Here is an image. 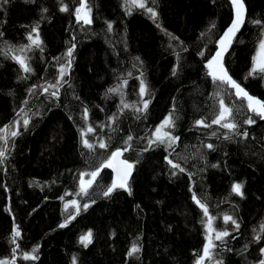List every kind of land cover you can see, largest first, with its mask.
Returning a JSON list of instances; mask_svg holds the SVG:
<instances>
[{
    "label": "trees",
    "instance_id": "1",
    "mask_svg": "<svg viewBox=\"0 0 264 264\" xmlns=\"http://www.w3.org/2000/svg\"><path fill=\"white\" fill-rule=\"evenodd\" d=\"M87 4L90 25L77 22L79 0L0 4V128L7 125L20 133L8 138L7 159L0 164V260L73 264L75 257L76 264H196L206 242V218L193 201L195 194L215 217L213 227L230 233L223 244L214 240V259L205 264H258L264 247V239L255 240L264 237V120L247 110V102L237 99L234 89L214 83L206 67L234 18L231 0H146L158 14L155 21L143 9L129 14L125 0ZM244 4L246 22L223 64L245 91L264 101V74L249 76L262 38V27L252 21L264 22V0ZM61 6L68 11L61 12ZM37 24L41 47L20 53ZM73 45L66 83L54 98L43 87L59 79ZM12 55H25L32 72L25 73ZM141 80L147 86L143 98ZM124 81L123 100L135 108L124 109L121 95L108 91ZM221 98L232 109L239 134L215 124H195H211ZM142 99L149 101L148 108L138 112ZM21 109L29 119L27 128L24 113L17 115ZM169 114L175 127L165 130L179 137L176 145L149 147L152 133ZM249 116L255 124L244 123ZM88 126L95 129L86 136L97 145L92 150L81 142V130ZM129 136L132 140L125 144ZM101 139L106 149L98 147ZM126 147L122 157L134 165L128 179L131 194L117 189L105 197L114 178L105 168L88 195H76L81 173L96 170L113 151ZM166 157L185 172L171 168ZM234 183L243 185V197L232 193ZM72 199L80 205L78 215L71 206L64 210ZM70 215L75 219L59 227ZM225 215L239 228L226 224ZM14 227L21 233L15 254ZM88 231L92 243L85 248L79 240ZM133 244L140 251L129 256ZM37 246L38 259H23Z\"/></svg>",
    "mask_w": 264,
    "mask_h": 264
},
{
    "label": "snow or ice",
    "instance_id": "2",
    "mask_svg": "<svg viewBox=\"0 0 264 264\" xmlns=\"http://www.w3.org/2000/svg\"><path fill=\"white\" fill-rule=\"evenodd\" d=\"M9 0H0V4H7ZM80 6L76 8L75 15L77 22H82L83 25H90L92 23L91 18V9L88 7L87 0H79ZM126 10L129 14H131V11L134 8H139L145 10L150 17L155 21L157 19V12L152 7H147L146 0H125ZM232 9L234 12V18L232 19L231 25L227 28V30L224 32L223 36L220 37L218 43V50L216 51V54L212 57L211 60H209L206 64V67L209 69L208 75L212 77V80L214 83L219 82L220 84L227 85L228 87L235 90V96L237 99H242L247 102V110L251 113H253L255 116H258L260 119L264 120V101L250 95L247 91H245L244 88L240 86L239 83H237L235 80L232 79L231 76L228 75V71L225 69L223 64V58L224 54L228 51V48L231 46L233 39L236 37L237 32L240 31L241 26L245 24V4L244 0H231ZM46 11V9H45ZM61 12L68 11L67 6H61L60 8ZM252 23L259 25L262 27L261 32V39L258 43V48L256 51V55L253 56L252 61V68L249 72V76L254 75L255 73L259 72L264 74V22L255 20L252 21ZM159 26V25H158ZM214 27V25H213ZM39 25L37 24L33 29L32 33H36L35 37H33L32 33H29L27 36V39L29 40V44L26 46H22L18 51L20 53H25L26 51H31L33 47L40 48L42 41L40 40L39 33H38ZM112 25L111 23L108 24V30L111 31ZM2 35V33H0ZM174 38V37H173ZM73 47H70L68 51L66 52V56L69 58L67 65H61L59 69V79H57L55 84H49L43 87V92L50 94L52 97L56 98L59 95V87L61 86L62 82L66 83V81H63V78L68 74V69L71 67V57L73 54ZM12 49L9 48V52H11ZM7 54V53H6ZM203 55V53H201ZM11 59H13L16 63L19 64L20 68L25 73H31L32 68L28 64L27 60L28 58L25 55H12ZM173 74L175 75V69L173 70ZM131 75V74H129ZM127 81H124L121 85H118L115 88H110L108 91L113 94H120L121 104L124 109L128 108H135V105H130L128 103H125L123 100V92L121 91V88L124 84H126ZM52 89V91H50ZM35 86L33 88L29 89L30 94H34ZM147 93V86L143 80H141L140 83V91L139 95L141 98L145 96ZM27 103V101H25ZM143 108H136V111L138 112H144L148 108L149 101L143 100ZM24 113V109H21L20 113L17 115H21ZM88 113L87 109H85L84 112V119L87 121ZM111 119V118H110ZM245 124L252 125L255 124L256 121L253 119V117L249 116L247 119L244 120ZM195 124L197 126H203L206 128L211 127L212 124L219 125L222 128L228 129L229 132L237 133L238 124L235 122H232V109L226 106L223 98L219 100V111L218 114L215 116V118L211 121V124L206 123L204 120H197L195 121ZM29 125V119L27 118L26 113H24L23 118V126L27 128ZM175 127V121L172 114H169L164 118V120L158 125L155 129V131L152 133V138L149 139V147H151L153 144L157 145H166V148H173L174 145H176L177 141L179 140V137L173 136L169 131H166L165 129H172ZM95 129L91 126H88L86 129L81 130V142L83 146L89 150H92L97 145H94L89 142V140L86 138L88 133L94 132ZM20 133L18 131L9 130V126H4L3 128H0V141L3 142V147H0V164H3L5 160L7 159L6 152L8 150V138L12 137L15 138ZM216 133L213 132V135ZM243 136L247 137L248 132L245 131L243 133ZM225 139H231L230 136H225ZM132 140V137L129 136L128 139L125 141V144H128L129 141ZM98 147L100 149H106L108 147V144L105 143L103 139L99 140ZM208 149H214V146L212 144L206 145ZM147 150V149H146ZM128 151V148L116 149L111 153V155L98 167L96 170L90 172V173H81L80 174V184H79V192L76 193L77 196H84L88 195V189L92 187L93 183L96 181V178L100 175V172L102 169L110 168L115 173V176L111 182V184L108 186L107 190L104 191L103 195L105 197L112 194L113 191L117 189H124L125 191H128L129 194H131V189L128 184V179L131 176L132 169L134 165L130 163L127 159H121L123 152ZM166 160L168 164L171 166V168L178 170L179 172H185V168L181 167L178 163H173L172 160L168 159L166 157ZM213 167H216V165H213ZM173 175L176 173L173 172ZM85 175L90 176V179L85 180ZM191 175V174H189ZM243 185L240 183H234L231 187L232 193L236 194L237 196L243 197L242 192ZM65 195H70L69 193H66ZM193 201L197 204V206L201 209L203 212V216L206 218V222L204 224L205 227V244L202 249V254H198V258L196 260V264H205V261H213V249L217 247V245L214 243L215 241H220L221 244L224 242V238L228 237L230 233L226 230L219 231L216 230L213 227V222L215 220V217L211 216L209 214L208 206L203 203L200 199L196 197L195 194H193ZM63 200L64 198L61 197ZM75 209V213L78 215L81 208L76 199H72L71 201H68L64 204V210L67 212L70 208ZM89 207L88 204L83 205V209L87 210ZM75 219V215H70L68 219L65 221V223H62L59 225V227L63 228L66 227L68 222L70 220ZM224 222L227 224L231 222L232 225L235 226L236 229L239 228V224L235 219H233L229 215L224 216ZM261 232H264V225H261ZM21 236L20 231L18 228L14 227L12 231V240L11 243L16 245L15 248H13V254L17 251L19 248V245L17 244V239ZM261 239H264V237H261L260 235H257L255 237L256 241H260ZM79 242L87 248L89 244L92 243V232L88 231L86 234L82 235L80 237ZM247 248V246H245ZM38 250L37 248H33L32 253H25L23 256V259L25 260H35L38 259V257L35 255V253ZM140 251V248L133 244L130 251L128 252L129 256H133L134 254L138 253ZM261 256L264 257V248L260 249ZM0 264H14V259L12 261L9 260H0ZM73 264H76L75 257L73 258ZM215 264H223L222 260H216ZM258 264H264V259H260Z\"/></svg>",
    "mask_w": 264,
    "mask_h": 264
},
{
    "label": "water",
    "instance_id": "3",
    "mask_svg": "<svg viewBox=\"0 0 264 264\" xmlns=\"http://www.w3.org/2000/svg\"><path fill=\"white\" fill-rule=\"evenodd\" d=\"M231 25V24H230ZM227 30V29H226ZM225 55V54H224ZM121 159H123V157H121ZM111 172H112V174H113V176H115V173L112 171V169H111ZM131 175H132V173H131ZM131 177V176H130ZM129 177V178H130Z\"/></svg>",
    "mask_w": 264,
    "mask_h": 264
},
{
    "label": "rangeland",
    "instance_id": "4",
    "mask_svg": "<svg viewBox=\"0 0 264 264\" xmlns=\"http://www.w3.org/2000/svg\"><path fill=\"white\" fill-rule=\"evenodd\" d=\"M264 248V247H263ZM262 259H264V257H262Z\"/></svg>",
    "mask_w": 264,
    "mask_h": 264
}]
</instances>
